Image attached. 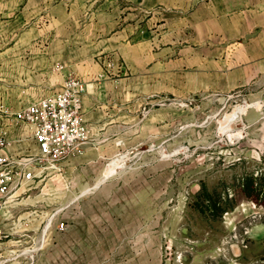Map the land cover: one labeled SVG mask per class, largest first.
Returning <instances> with one entry per match:
<instances>
[{"label":"crops","instance_id":"0c3cea01","mask_svg":"<svg viewBox=\"0 0 264 264\" xmlns=\"http://www.w3.org/2000/svg\"><path fill=\"white\" fill-rule=\"evenodd\" d=\"M68 73L88 84L90 136L82 154L52 171L73 206L66 231L52 223L51 250L36 264H118L129 256L153 264L172 213V175H158L150 155L152 145L172 141L166 100L208 103L242 89L264 101V0H0L5 152L18 158L37 145L4 111L59 91ZM246 117L255 123L253 111ZM126 150L148 153L115 171L117 159L107 172Z\"/></svg>","mask_w":264,"mask_h":264},{"label":"rangeland","instance_id":"374dc122","mask_svg":"<svg viewBox=\"0 0 264 264\" xmlns=\"http://www.w3.org/2000/svg\"><path fill=\"white\" fill-rule=\"evenodd\" d=\"M107 67L112 69L113 62ZM220 99L216 95L208 103L198 96L166 100L175 114L172 141L167 148L152 145L150 155L154 159L151 167L154 165L158 175L165 170L172 175L171 193L167 195V209L171 206L172 213L167 215L166 234L161 236L160 259L153 264H264V206L240 192L236 194L241 177H264V101L249 100L242 89ZM244 102L252 105L242 112L236 110ZM249 111L255 116L254 124L246 117ZM1 121L0 137L6 131ZM145 153L121 151L108 164L121 159L122 166L115 169L118 171ZM52 171L11 197H0V223L11 232L0 243L3 264H36L38 256L52 247L49 228L44 247L38 248L51 215L57 212L53 224L67 222L73 205L64 193L65 184L62 182L60 189ZM204 182L211 191L227 193L232 201L233 207L220 218L206 216L196 206V195ZM118 264L138 262L129 256Z\"/></svg>","mask_w":264,"mask_h":264},{"label":"built area","instance_id":"2783aa9c","mask_svg":"<svg viewBox=\"0 0 264 264\" xmlns=\"http://www.w3.org/2000/svg\"><path fill=\"white\" fill-rule=\"evenodd\" d=\"M59 68H63L62 65ZM88 84L73 73L66 75L62 88L38 101L22 108L4 113L15 123L24 126L33 133L37 152L14 158L5 152L10 145L7 132L0 137V197H11L21 188L31 185L48 170H59L62 162L82 154L90 136V129L83 114V99ZM121 158V157H120ZM113 159L108 164L117 160ZM122 166V165H121ZM117 166V169L121 167ZM56 213L52 214L44 228L39 249L45 245V235L52 226ZM57 228L66 231V221H57ZM7 232L0 223V243ZM0 264L3 261L0 260Z\"/></svg>","mask_w":264,"mask_h":264},{"label":"trees","instance_id":"16d2710c","mask_svg":"<svg viewBox=\"0 0 264 264\" xmlns=\"http://www.w3.org/2000/svg\"><path fill=\"white\" fill-rule=\"evenodd\" d=\"M237 192L242 193L246 198L255 200L264 206V177L248 174L241 177L237 183ZM236 189V188H235ZM196 206L206 216L220 218L229 208H232V201L227 193L211 191L207 184L202 183L201 190L197 193Z\"/></svg>","mask_w":264,"mask_h":264},{"label":"bare ground","instance_id":"6f19581e","mask_svg":"<svg viewBox=\"0 0 264 264\" xmlns=\"http://www.w3.org/2000/svg\"><path fill=\"white\" fill-rule=\"evenodd\" d=\"M247 105H248V102H244V103H242V104L236 106L235 108H236V110H238V111L241 110V112H242V111L247 107ZM234 110H235V109H234ZM232 113H233V112H232ZM230 118H232V114L230 115Z\"/></svg>","mask_w":264,"mask_h":264}]
</instances>
